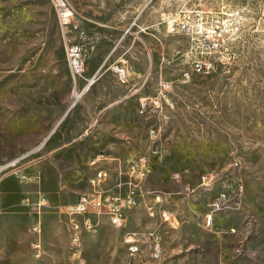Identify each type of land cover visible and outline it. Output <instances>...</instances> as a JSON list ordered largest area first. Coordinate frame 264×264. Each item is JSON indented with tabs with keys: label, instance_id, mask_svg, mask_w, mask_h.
I'll use <instances>...</instances> for the list:
<instances>
[{
	"label": "rangeland",
	"instance_id": "1",
	"mask_svg": "<svg viewBox=\"0 0 264 264\" xmlns=\"http://www.w3.org/2000/svg\"><path fill=\"white\" fill-rule=\"evenodd\" d=\"M67 1L76 16L64 32L51 0H0V264H264V0ZM203 10L236 29L238 58L228 73L183 79L189 41L167 25ZM154 24L162 26L156 37ZM129 28L134 33H125ZM67 43L82 55L77 74ZM118 63L142 71H129V84L121 83ZM150 65L144 93L162 75L174 99L162 130L166 149L151 156L146 181L161 198L156 215L147 211L155 200L142 197L124 225L100 214L74 241L66 210L89 188L88 159L99 153L126 165L150 147L149 129L159 120L141 113L136 98L115 103ZM108 161L105 190L124 188L125 165L121 172ZM176 170L182 181L172 178ZM204 173L214 177L211 184L202 183ZM227 191L238 205L222 204L213 227H204L210 200ZM149 229L162 236L159 258L151 255ZM132 232L142 248L134 255L125 241Z\"/></svg>",
	"mask_w": 264,
	"mask_h": 264
},
{
	"label": "built area",
	"instance_id": "2",
	"mask_svg": "<svg viewBox=\"0 0 264 264\" xmlns=\"http://www.w3.org/2000/svg\"><path fill=\"white\" fill-rule=\"evenodd\" d=\"M60 23L65 29L69 27L76 16L74 7L67 0H51ZM145 31L146 27L141 28ZM232 30L227 23H222L216 17L209 18L208 12L203 13L187 11L183 17L168 22L167 31L169 33H179L187 36L189 44L184 53L186 67L182 69L183 79L191 77L192 73L209 74L217 71L223 73L230 72L231 62L238 58L233 50L231 39L236 33V29ZM125 33H134L129 28ZM66 34V33H65ZM67 51L70 58L73 74L79 72L80 66L84 62L81 60L82 55L79 48L73 44L67 43ZM143 77V84L148 83L150 79V71ZM117 78L121 83H128L127 68L118 63L114 66ZM156 91L153 95L141 96L139 98V110L141 113L152 114L159 123L154 124V128L149 129L150 147L147 152L140 153L130 159L124 166L125 180L123 182L124 189L105 190L104 184L108 179V170L104 166L105 157L98 155L91 157L88 165L93 168L92 174L88 178L90 190L81 193L78 199L67 206L66 213L69 216L70 237L73 240H81V234L90 231L95 225V216L105 214L110 221L116 226H122L126 222L127 210L136 206L142 197L150 196L155 200L147 206L148 213L156 215V205L160 202V195L150 191L146 186V181L150 173L151 156L162 154L166 145L162 135L163 124H167L171 118V111L174 108V99L171 95L173 84L164 76L160 75L157 80ZM238 163L236 162V165ZM172 178L179 182L183 179V173L179 170L173 171ZM213 176L204 173L201 176L202 183L209 185L213 182ZM122 185V184H120ZM226 187V184L224 185ZM243 187L237 188L238 192H242ZM41 204H46V199L40 200ZM235 203L238 205V199L232 197L230 192L227 195L213 198L210 200V207L205 213L203 225L206 228L213 227L215 216L222 212V204ZM162 217L169 220L171 215L168 211H162ZM35 231L41 230V222L34 225ZM234 231V228H231ZM146 237L151 243V255L159 258L162 255L161 234L156 229L146 231ZM38 244V254L41 250V243ZM131 255L142 251V248H134L132 246V236L130 240ZM139 264H147L141 261Z\"/></svg>",
	"mask_w": 264,
	"mask_h": 264
},
{
	"label": "crops",
	"instance_id": "3",
	"mask_svg": "<svg viewBox=\"0 0 264 264\" xmlns=\"http://www.w3.org/2000/svg\"><path fill=\"white\" fill-rule=\"evenodd\" d=\"M155 25V28L153 29V31L151 32V35H153V36H157V34H158V32H160L161 30H162V26L161 25H158V24H154ZM147 30V29H146ZM145 30V31H146ZM133 48H134V44H132L131 46H130V48H129V50L130 51H132L133 50ZM140 60H141V57L139 58ZM139 60V61H140ZM140 64H141V61L139 62ZM140 64L138 65V64H132V63H129V65H128V69H129V71L130 72H138V71H142V69H141V67L142 66H140ZM142 65V64H141ZM150 67L152 68V66L150 65L146 70H145V73L143 74V76H142V78H141V80H140V82L139 83H133V84H131L130 85V87H129V89H128V91L126 92V93H124L123 95H121L116 101H115V103H119V102H123V101H125V102H127L128 100H131V99H133L134 100V98H136V104L139 106V98L141 97V96H146V95H153L154 93H155V91H156V87H157V85H158V83H156V85L155 86H152L153 87V89H154V91L152 90V91H148V92H145L144 93V90L146 89V87L148 88H150L151 89V87L148 85V83H145V84H143V77L148 73V71H149V69H150ZM129 71H128V73H129ZM129 82H130V79H129V81H128V84H129ZM149 82V81H148ZM71 110V109H70ZM60 122V121H59ZM57 125H59V123H57ZM98 155H101V154H96V155H93V156H91V157H95V156H98ZM101 156H104L105 157V161L106 160H109L110 162H114V163H118V166H119V168H121V167H123V164L125 165V161L124 160H122L120 157H113V156H105L104 154L103 155H101ZM90 157V158H91ZM89 158V159H90ZM89 159H88V161H89ZM88 161H87V165H88ZM108 161V162H109ZM127 164V163H126ZM88 167L90 168V170H91V172H90V174L88 175V178H89V176L92 174V172H93V168L92 167H90L89 165H88ZM106 184V183H105ZM104 184V185H105ZM88 190H90V186H89V183H88ZM125 188V187H124ZM123 188V189H124ZM88 190H86V191H88ZM86 191H84V192H86ZM83 193V192H82ZM80 195V194H79ZM78 195V196H79ZM77 199H78V197H77Z\"/></svg>",
	"mask_w": 264,
	"mask_h": 264
},
{
	"label": "bare ground",
	"instance_id": "4",
	"mask_svg": "<svg viewBox=\"0 0 264 264\" xmlns=\"http://www.w3.org/2000/svg\"><path fill=\"white\" fill-rule=\"evenodd\" d=\"M80 70V69H79ZM75 74V73H74ZM95 81V77H92L90 80H89V82L85 85V87L83 88V89H81V91H79V92H77L76 94L77 95H75L74 96V98H73V100H72V102H71V104H70V107H69V109L71 108H73L76 104H77V101L79 100V98L84 94V92H86L88 89H89V87L91 86V84L93 83ZM150 128H154V125H152ZM54 131H55V129H53V130H51V132L47 135V137L45 138L46 140L54 133ZM45 141V140H44ZM43 141V142H44ZM42 142V143H43ZM41 143V144H42ZM40 146H42V145H39V146H37V147H35L33 150H31L30 152H33V151H35V150H37ZM27 155H29V154H26V155H23V156H27ZM23 156H20V157H18L17 159H15L14 161H16V160H18V159H20V158H22ZM14 161H13V164H14ZM7 166V165H6ZM5 166V167H6ZM0 170H2V168H0ZM221 196H224V193L221 195ZM228 205V204H227ZM223 206V205H222ZM226 206V205H225ZM228 208V207H227ZM223 210V209H222ZM151 215H154L153 213H150ZM131 236H132V246L134 247V248H141V243H140V240H139V238H138V235H137V233L136 232H132V233H130V234H128L127 235V237H126V239H125V241H126V243H128V246H129V249H130V240H131ZM74 241H79V240H74ZM145 241V240H144ZM150 245H151V243H150ZM33 248L35 249V250H37L38 251V244H36V242H34L33 243Z\"/></svg>",
	"mask_w": 264,
	"mask_h": 264
},
{
	"label": "water",
	"instance_id": "5",
	"mask_svg": "<svg viewBox=\"0 0 264 264\" xmlns=\"http://www.w3.org/2000/svg\"><path fill=\"white\" fill-rule=\"evenodd\" d=\"M71 109V108H70ZM70 109L67 111V112H69L70 111Z\"/></svg>",
	"mask_w": 264,
	"mask_h": 264
}]
</instances>
